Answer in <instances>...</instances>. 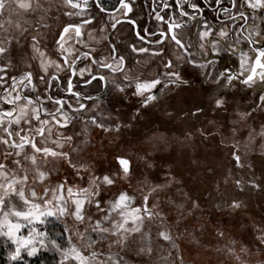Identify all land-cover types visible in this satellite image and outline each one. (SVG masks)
Returning <instances> with one entry per match:
<instances>
[{
  "label": "snow or ice",
  "instance_id": "1",
  "mask_svg": "<svg viewBox=\"0 0 264 264\" xmlns=\"http://www.w3.org/2000/svg\"><path fill=\"white\" fill-rule=\"evenodd\" d=\"M219 6L220 10L228 16L229 21L235 19L229 8L223 6V0H213ZM68 5L79 10L75 13H65V15L83 16L85 10L89 8V0H66ZM231 7L235 10L236 15L247 20L245 12L248 9L253 11V20L258 10H264V0H240L237 7V0H229ZM119 8L111 10L103 6L102 0H94L95 8L102 14L109 11H120L127 14L131 11V4L127 0H118ZM180 7L178 14L161 15L156 13V19L163 22L166 27H161L159 31L153 32L156 37L151 43L157 47L148 49L135 44L131 45L133 51L137 53L149 52L152 55L163 60V55L168 54V47L171 45L178 52L176 62L183 60L186 64H191L204 70L205 76L211 85L217 88L231 89L236 84H244L251 86L257 79L264 82V47H257V38L264 35V29L257 31L253 24L249 34L245 36L233 35L231 43L228 42L230 35L227 25H221L218 29L209 24L206 19L203 20V28L192 34L193 40H186L182 32H178L186 21L181 17L195 15L192 12L185 11ZM43 6L37 2L35 6L32 0H0V54L7 53L13 42L20 43L22 33L26 29H22L19 22H16V29L19 34H11V26L13 25L12 16L20 10L35 11ZM51 7V5H50ZM164 7H169L165 4ZM199 0L190 5L193 10L199 9ZM244 9V11H240ZM46 11V10H45ZM7 13V19H3ZM93 21L99 26L101 23L108 24L104 16H95L88 14L87 19H81L79 23L67 22L54 37L53 45L55 53L61 57V64H55L57 71L70 72L65 84V91L69 94V98L65 99L58 93L51 94L52 83L61 78L58 75H42L39 72L35 74L32 71L21 72L18 76L11 77V83L3 88L0 92V104H6L10 107L0 110V145L4 146V162H0V236L10 241L11 247L7 252L8 264H29L27 258H33L40 255L41 252L47 251L56 254V264H121L120 260H114L111 256L107 261L98 257L101 255L96 251L99 242L110 241L112 244L130 248L135 243L133 233H141V227L144 219L154 218L159 213H154L148 206L149 197H143L142 205H135V197L129 195L125 191H120L118 195H114L111 199H105L102 189L105 186L115 185L121 180H129L132 174L131 161L122 156L117 155L116 160L119 169L114 172H105L102 176L89 174L88 186L84 188L77 187L73 191L72 184L69 183L68 176L53 187H45L42 192H37L35 182L45 181L49 175L44 171L45 165L55 163L58 160L65 161L69 168L73 170L75 177L83 180V172L87 170L88 165L77 164L73 161L71 153L64 151V147L73 141L72 133L65 135L64 132L75 127V120L83 118L86 124H91L104 132L111 130H119L120 125L103 119L94 111L96 104L88 105L82 101H94L98 97H93L90 93H85L82 88L91 86L93 81L103 82L105 88L109 83V76H112V87L118 92H124L125 88L134 85V95L141 97L140 103L144 106L155 101L158 97L154 94V90L161 84V76L167 77L170 83L184 84L187 81L182 79V74L177 67V63L172 59L163 61V73H157L152 77L129 76L125 67V56L117 50L116 45H112L109 50L108 57L97 58L92 53L84 52L76 54L79 50L75 48V44L83 43L82 28L90 25ZM112 23L111 27L116 28V24ZM261 23L264 24V17H261ZM7 25V27H6ZM39 27V25H38ZM234 33L237 29L232 30ZM140 37V33H136ZM211 37V38H210ZM143 39V37H140ZM32 49L40 56L41 72L47 73L48 62L45 59V52L39 47L37 35L31 36ZM74 41L72 45L68 41ZM247 41L249 48L247 50L240 47L242 41ZM196 49L199 56L193 51ZM209 52L217 55L223 52H231L238 57L239 69L237 72L228 71L226 69H217L215 60H209ZM82 57L87 59L91 57L89 63L93 65L90 68H80L77 61H81ZM99 65V68H95ZM7 65L4 66L6 68ZM4 68H0V85L7 84L5 76L7 72ZM77 70L79 76L77 77ZM101 70H107L105 74ZM85 71L88 76H85ZM123 78L117 81L116 76ZM76 83H73V78ZM34 78L36 83H33ZM39 85H45L42 96L27 95L23 89L29 92H35ZM79 89V90H78ZM260 99L264 101V96ZM50 101L52 107H46L44 101ZM210 104L214 110L219 111L225 107L227 100L224 93H216L210 98ZM71 110V115L69 111ZM204 109L200 105H193L185 115L187 117L202 114ZM89 112L92 114L89 115ZM183 112V110H181ZM57 128L55 139H53V123ZM60 129H63L61 131ZM51 145V146H49ZM26 146L30 148V153L26 151ZM77 149H72L76 151ZM233 159L237 167H241V157L233 152ZM11 164V168L9 167ZM31 175V185L29 184ZM254 185L253 181H249ZM67 185V197L64 196L65 186ZM237 189H243V181H236ZM256 186V185H254ZM259 187V186H257ZM82 194V195H81ZM71 200V206H69ZM39 201V203H37ZM88 207H85V205ZM94 206L96 213L95 220L90 214L91 208ZM231 206L239 208L241 202L231 199ZM155 207V206H153ZM115 213V216L113 215ZM67 217H72L76 223L84 224L87 221L88 227L83 231H75L69 228L65 222ZM118 217V218H116ZM63 224L62 230L56 231L50 228V224ZM107 225V226H105ZM22 229L26 230V234L22 233ZM92 233H95L93 237ZM141 235V239H143ZM73 236L76 237L74 241ZM159 236L164 240H171V236L166 231H161ZM115 237V239H113ZM259 240L264 244V230L259 231ZM88 254L85 255L84 251ZM141 253L150 254L152 249L150 246L139 249ZM231 252L232 250L229 249Z\"/></svg>",
  "mask_w": 264,
  "mask_h": 264
},
{
  "label": "rangeland",
  "instance_id": "2",
  "mask_svg": "<svg viewBox=\"0 0 264 264\" xmlns=\"http://www.w3.org/2000/svg\"><path fill=\"white\" fill-rule=\"evenodd\" d=\"M37 2L43 7L35 11L51 10L52 15L56 14L57 9L67 8L64 0H32L34 6ZM29 11L31 10H20L13 14L12 19ZM89 13L90 11L86 10L84 15ZM7 17L8 14L5 13L3 19ZM15 25L16 22H13L12 26ZM73 43L74 41H68L69 45ZM91 45L92 43L75 44V48L79 50L76 54L91 53ZM30 52L40 60L39 54L34 52L32 47ZM52 52L51 58H45L50 64L48 71L60 75L63 79L62 83H52L51 94L55 95L59 85L65 89L64 82L68 78V72L57 71L55 64H61V57L55 53L54 47ZM82 60L83 62L77 63L79 67L90 68L87 64L89 62L83 57ZM32 67L36 68L37 73H43L40 64L34 65L27 58L20 64L9 66L5 71L7 84L0 85V92L11 83L10 76ZM61 67L64 66L61 64ZM84 75L88 76V72L85 71ZM196 84L198 85L194 88L200 91L201 95L188 97V102L195 99L199 103L196 105L206 109L196 116L185 115L193 107V103H187V97L178 93L169 99H173L172 111L151 115L147 112L146 123V118L139 122L142 114L132 118L122 116L121 120L126 122L118 131L113 129L104 132L90 123L86 124L83 118H77L75 127L64 133L78 135H73V141L64 147V151L70 152L73 161L78 165L89 166L82 173L83 180L80 177L73 180V170L65 161L58 160L54 164L50 162L45 165L43 170L49 175L45 181L37 180L33 185L37 192H42L43 188L55 186L67 175L75 192L77 187L88 186L89 174L102 176L105 172L118 170L114 159L116 152H122L128 157L133 170L130 179L105 186L102 189L104 198L111 199L120 191L126 190L129 195L135 197V206L142 205L143 197L147 195L149 208L159 215L144 219L141 233L132 234L136 242L130 248L116 244L109 247L108 240L99 242L95 249L101 254L99 259L107 261L111 256L114 260H120L121 264H264V244L259 240V231L264 230L261 216L264 211V101L260 99L264 96V91L250 95L246 91L250 87L242 84H236L231 89L217 88L210 82L196 81ZM259 85L264 88L262 83ZM96 88L97 83L92 87H83L82 90L95 91ZM216 93H224L227 100L225 107L219 111L214 110L210 104V98ZM132 99L129 96L114 99L112 95H107L84 103H95L94 111L109 121V101L118 102L117 105L123 109L122 101L129 103ZM152 106H149L148 110L153 109ZM8 107L6 104H0V110ZM91 114L89 112V115ZM52 123L53 128L57 129L58 126ZM168 126L175 128L169 130ZM56 132L57 130L53 131V139ZM0 134H3L2 129ZM74 148L77 150L72 151ZM26 151L30 153L31 150L26 146ZM3 152L4 146L0 145V162H4ZM233 152L240 155L241 167L236 166ZM231 166L235 167V172L231 173L236 175L237 180L243 181V189L239 193L241 198L231 188L226 190L224 180ZM9 167L11 168V164ZM209 169H214L215 172L210 173ZM249 181H253L256 186ZM29 184L31 185V175ZM63 194L67 197V185ZM231 199H239L241 206L232 207ZM71 203L69 200V206ZM212 211V215H207ZM90 214L95 220L98 213L94 206ZM113 215L115 216V213ZM65 222L73 233L88 227L87 221L79 224L72 217H67ZM49 227L60 231L63 224H50ZM21 231L26 234L25 229ZM161 231H166L171 240L160 237ZM92 235L95 237L96 234ZM73 239L75 241L76 237L73 236ZM7 244L8 247L6 238L0 236V264H8L10 241ZM148 246L152 249L150 254L139 251L140 248ZM84 254L87 255L88 251L85 250ZM27 259L29 264H56L57 257L55 253L44 251L37 257Z\"/></svg>",
  "mask_w": 264,
  "mask_h": 264
},
{
  "label": "flooded vegetation",
  "instance_id": "3",
  "mask_svg": "<svg viewBox=\"0 0 264 264\" xmlns=\"http://www.w3.org/2000/svg\"><path fill=\"white\" fill-rule=\"evenodd\" d=\"M65 1V7L62 9H57L56 14L52 15L51 10H38V11H29L21 15H17L13 17V22H19L22 29H26L22 33V38L19 44L13 42L10 50L5 54H0V68H4V71L9 68V66L20 64L21 61H24L25 58L29 60L30 63L37 65L40 64V60L36 59L34 53L30 52V48L32 45L31 36L37 35L39 40V46L41 51L45 52V58H51V52L53 50V40L57 33L62 30V27L67 22H75L79 23L81 19H87L88 15L78 16V15H65V13H75L79 10L73 8L71 5H68ZM82 2V0H81ZM128 3L131 4V11H127V14H123L120 11H109L106 14L100 13L94 6V0H89V8L87 9L90 11V14L95 16H104V19L108 21L107 25L101 23L99 26L93 21L90 25H85L82 28V36L81 39L83 43L91 44L92 55L96 56L97 58L100 57H108L109 50L111 46L114 44L117 47V50L121 52L125 58V67L127 74L131 76H141L144 78L156 76L157 73H163V61H167L168 59H172L176 62V56L178 52L182 53V50H177L173 46L168 47V54L163 55V60L159 57L152 55L151 51L137 53L133 51L131 45L135 44L138 47L142 46L148 49H154L157 46L151 43L156 37L152 35L153 32L159 31L161 27H166L163 22L158 21L156 19V13L159 12L161 15H171L173 13L178 14L180 11V7L177 6V0H127ZM197 0H179V5L184 8L185 11L192 12L195 15V19L192 16L188 17H181V19L186 21L185 25H182L181 29H178V32H182L185 39L192 41L193 36L192 34L198 32L201 28H203V20L206 19L209 24H212L214 28L218 29L221 25H227L229 30V37L228 42L231 43L233 35H240V36H247L252 29L253 24H255L257 31L264 29V24L261 23V17H264V10H258L255 13V20H253V11L248 9L245 12L247 16V20L241 18L240 16L236 15L235 10L232 9L229 0H223V6L229 8V11L235 17L234 20L229 21L228 16H226L216 5L213 0H199L200 7L199 9L193 10L190 8V5ZM103 6L106 9H113L119 8L118 0H102ZM240 0H237V7H239ZM167 4L169 7H164ZM46 10V11H45ZM86 11V10H85ZM240 11H244V9H240ZM7 19V18H6ZM5 19V20H6ZM30 21L31 23H29ZM116 28H112L111 24L116 23ZM27 22V23H26ZM26 23V24H24ZM39 25V27H38ZM7 27V25H6ZM233 29H237V32H233ZM140 33V37H137L136 33ZM11 34L17 35L19 34V30L16 29L15 26H12ZM211 38V37H210ZM257 47H264V35H261L257 38ZM241 48L247 50L249 45L247 41H242ZM196 52V55L199 56V52L196 49H193ZM53 53V52H52ZM91 57L85 59L87 62ZM209 60H215L216 68L217 69H226L228 71L237 72L239 69L238 64V57L231 52H223L219 55L209 52L208 54ZM84 60V63H85ZM50 61V60H48ZM61 62V61H60ZM78 63V61H77ZM179 71L182 74V79L187 81V83L180 84V83H170L167 77L161 76V84L157 86L154 90V94L158 97L157 100L152 101L149 105L144 106L140 103L141 97L134 95V85L128 86L125 88L124 92H118L112 87L111 80L112 76H109V83L107 88H105L103 82H96L93 81V84L97 83L98 88L90 91H84L85 93H90L93 97H102L107 95H112V98L118 99V97L122 96H129L132 97V101L123 102L124 108L122 109L118 106L117 103H113L112 101L108 102V117L109 121L113 122L114 124L117 123L120 125V129L124 127L125 120H121L122 116L127 118H132L134 115L139 116V114L143 115L140 116L139 122H143L142 120L148 118L149 115L154 113H162L165 111H172L171 110V101L169 99L174 96L175 94H180L183 97H187V103L199 104L195 99L192 102H188V97L191 96H199L201 95L200 91H197L194 86L196 81L200 82H210L208 78L204 74V70L200 69L191 64H186L183 60L176 62ZM90 67H93L90 63H87ZM50 65V64H48ZM95 68H99V65H95ZM83 68V67H82ZM49 70V67H48ZM25 71H32L35 74L36 68L32 67L30 70ZM105 74L107 70H101ZM4 72H0V75H3ZM21 72L15 73L13 76H18ZM42 75L50 76V75H58V74H51V72L47 71V73H41ZM70 72H68V76ZM60 78L61 76L58 75ZM79 76L77 71V77ZM122 76L117 75L116 79L119 81L122 79ZM11 80V76H10ZM76 78H73V83L75 84ZM196 80V81H195ZM63 79L56 80V82L62 83ZM67 81V80H66ZM64 82V87L66 84ZM33 83H36V79L34 78ZM258 83V84H257ZM259 83L264 85V82L260 81L259 79L256 80L254 84L251 86L245 85L250 87L247 89V93L250 95H254L256 92L259 93L260 88H263L259 85ZM257 84V85H256ZM244 85V84H242ZM192 86L191 89L188 87ZM45 85H39L35 92H29L28 89H23V92L27 95L35 96H42L43 88ZM58 94L63 96L65 99L69 97V94L63 90L62 85H59ZM110 100V98H109ZM86 102V101H82ZM90 102V101H88ZM185 102V103H186ZM44 104L46 107L51 108L52 104L50 101L45 100ZM152 106L153 109L148 110L149 106ZM9 106V105H8ZM155 106V107H154ZM169 106V107H168ZM10 107V106H9ZM66 110L69 111L71 115V110L67 109V105L65 106ZM167 108V109H165ZM206 111L205 108H203ZM208 110V108H207ZM174 111V110H173ZM148 112V113H147ZM118 118V120H117ZM149 123V122H148ZM168 124V123H167ZM55 125V123H54ZM171 130L175 127H170ZM58 128V127H57ZM160 129L162 127L160 126ZM56 131V128L52 129ZM65 134V133H64ZM67 135V134H65ZM117 155H124L122 152H116L114 155V159L116 160ZM117 166L119 168L118 162L116 160Z\"/></svg>",
  "mask_w": 264,
  "mask_h": 264
},
{
  "label": "trees",
  "instance_id": "4",
  "mask_svg": "<svg viewBox=\"0 0 264 264\" xmlns=\"http://www.w3.org/2000/svg\"><path fill=\"white\" fill-rule=\"evenodd\" d=\"M168 130V129H167ZM169 130H171V128L169 129ZM234 169H235V167H229V169H228V174H227V176L225 177V180L224 181H226V190L228 189H232V191H235L234 193H240L241 191L240 190H238L237 189V185H236V175L235 174H232L231 172H235L234 171ZM209 171H210V173H212V172H215L214 171V169H209ZM233 177V178H232ZM239 197L241 198V196H240V194H239ZM239 200V199H238ZM219 205H220V203H219ZM211 211V210H210ZM251 213V212H250ZM249 213V214H250ZM213 214V211H212V213L211 212H208L207 213V215H212ZM261 216H262V221H263V224H264V211H262V213H261ZM256 238V237H255Z\"/></svg>",
  "mask_w": 264,
  "mask_h": 264
},
{
  "label": "bare ground",
  "instance_id": "5",
  "mask_svg": "<svg viewBox=\"0 0 264 264\" xmlns=\"http://www.w3.org/2000/svg\"><path fill=\"white\" fill-rule=\"evenodd\" d=\"M260 90L264 91V88H260ZM156 153H158V152H156ZM157 155L159 156V153Z\"/></svg>",
  "mask_w": 264,
  "mask_h": 264
}]
</instances>
